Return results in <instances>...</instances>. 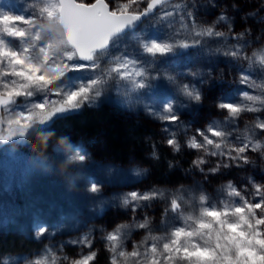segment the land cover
<instances>
[{"label": "snow or ice", "instance_id": "obj_1", "mask_svg": "<svg viewBox=\"0 0 264 264\" xmlns=\"http://www.w3.org/2000/svg\"><path fill=\"white\" fill-rule=\"evenodd\" d=\"M0 264H264V0H0Z\"/></svg>", "mask_w": 264, "mask_h": 264}, {"label": "trees", "instance_id": "obj_2", "mask_svg": "<svg viewBox=\"0 0 264 264\" xmlns=\"http://www.w3.org/2000/svg\"><path fill=\"white\" fill-rule=\"evenodd\" d=\"M136 127H137V136L141 138L135 143L136 153L139 156H144V154L149 149V145L148 143L144 142L142 138L145 135L151 134V126L148 125L146 122H140V124L136 125ZM73 131H75L78 134H86L89 132L94 133L96 130L93 128H87V127L82 128L77 126L73 129ZM106 147L110 152H112L117 157H123L127 155L129 146L117 140L109 139V142L107 143ZM162 171H163L162 168L156 170L154 173V179H163V177L161 176Z\"/></svg>", "mask_w": 264, "mask_h": 264}, {"label": "rangeland", "instance_id": "obj_3", "mask_svg": "<svg viewBox=\"0 0 264 264\" xmlns=\"http://www.w3.org/2000/svg\"><path fill=\"white\" fill-rule=\"evenodd\" d=\"M141 122H144L143 120Z\"/></svg>", "mask_w": 264, "mask_h": 264}]
</instances>
